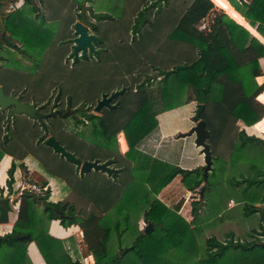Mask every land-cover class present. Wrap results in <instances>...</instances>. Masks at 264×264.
<instances>
[{"label": "trees", "instance_id": "obj_1", "mask_svg": "<svg viewBox=\"0 0 264 264\" xmlns=\"http://www.w3.org/2000/svg\"><path fill=\"white\" fill-rule=\"evenodd\" d=\"M7 1L11 0H0V85L6 93L36 103L44 113L58 108L71 110V114L49 115L44 127L39 119L24 113H15L8 121L0 109V159L5 151L20 158L29 150L39 151L44 172L64 176V189L72 188L88 199L89 210L74 212V205L48 200V189L43 195L23 191L11 230L0 235V264H31L26 247L32 240L44 259L42 264H84L87 253L94 259L89 264H149L164 257L191 221L179 212L182 198L171 207L156 193L180 173L191 192L193 218L200 201L193 194L199 190L203 196L213 167L206 173L204 165L184 168L153 159L139 146L157 131L159 112L188 101L196 106L204 103L201 117L210 133L207 141L212 157H223L229 171L236 168L241 173L230 184L232 193L242 202L245 216L258 212L260 220L249 241L220 242L208 236L206 260L222 256L231 246L256 247L262 253L250 264H264V240L256 237L264 235V137L237 124L241 120L252 125L264 115V103L256 99L264 89V81L256 80L264 74V42L260 39L264 40V0H225L243 15L241 19L216 9L215 4L224 7L218 0H94L96 9L112 13L97 17L77 0H23L19 7L4 11ZM212 12V21L200 26ZM78 17L90 23L99 39L86 56L75 58L72 45ZM47 21L59 22L53 38ZM8 49L31 59L36 71L4 67L1 61L7 59L3 53ZM120 88L124 90L111 100L116 106L93 111L103 92ZM46 129L82 160L111 159L117 173L93 169L76 177L70 166L75 163L45 144ZM121 130L129 145L125 154L117 144ZM15 131L20 135H14ZM134 155L140 159L132 164ZM19 166L26 167L23 160L13 158L6 170L7 193L0 187V222L8 220L12 209L9 195L15 191L14 172ZM138 169L144 172L137 173ZM144 211L155 225L149 233L137 225ZM51 219H59L64 226L76 225L82 231L81 240L51 234ZM130 229L131 241L120 253L118 248L127 241L124 236Z\"/></svg>", "mask_w": 264, "mask_h": 264}, {"label": "rangeland", "instance_id": "obj_2", "mask_svg": "<svg viewBox=\"0 0 264 264\" xmlns=\"http://www.w3.org/2000/svg\"><path fill=\"white\" fill-rule=\"evenodd\" d=\"M156 1L157 0H151L152 3H155ZM215 5H216V9L222 10L220 5L218 4ZM227 9L229 12L233 11L231 7ZM226 13L229 14L228 12ZM213 15L214 12L210 13L203 20H201L200 26L208 25L212 21ZM254 30L256 32V29ZM33 65L36 64L34 63ZM43 66L45 67V62H43ZM31 69L33 70L32 72L36 71L35 66H33V68ZM38 75L41 74H36V77H38ZM195 109H196V103L192 102L190 104V101H188L180 105H174L172 108H170V110H168L169 112H166L165 114L164 112L161 113L159 115V119L161 121L166 116L171 120L170 122L172 124L178 123L179 125H184L188 123L190 120H192V115L194 114ZM4 113H6V111H4ZM14 133H15L14 135H20L18 134L20 132L15 131ZM13 139L14 141L17 140L16 137H14ZM188 139H190V136L188 137ZM178 143L179 144L177 145V147H181L182 142L180 141ZM13 144L15 145V143L13 142L11 146H13ZM160 149H161L160 151L162 152L166 148L161 146ZM215 156L216 155L214 154L212 157L213 171H211L208 174L207 186L203 196L200 197L198 193L199 190H196V193L193 194L194 195L193 197L200 198V201L198 203L199 204L198 214L194 215L193 218H192V214L189 213L191 209V199L190 198L187 199V195L185 194V191L177 192L174 191L175 189L172 188L171 190H169V192L163 194L162 199L166 202L168 201V203H172V206L179 199L182 198L183 200L181 206L186 203L183 211L186 214V216L188 215V218L191 222H189L188 226H184V230H183L184 236L181 239L178 238L177 241H174L173 244L169 245L170 247L164 253L166 255L164 257H161L160 259L158 258L159 260L154 262L153 264H238L237 263L238 261L240 262L246 261L247 264H250V262H252L254 258L259 257L258 253L260 252L262 253V250L256 247L243 249L241 247L235 248L231 246L225 250L222 256H219L218 258H214L209 261L206 260L208 255L206 249V240L208 236H213L214 238H217L218 241L220 242H224L225 240L229 241L231 239H233L234 241L235 240L249 241L253 238V236L251 235V232L253 231L252 229L253 228L258 229L259 228L258 224L260 222V220L258 219L259 214L255 212H252L246 216L243 215L245 216L244 218L242 217L243 219H239L238 216H236L238 220L230 219L232 218L231 214L232 215L233 213L235 214L239 208L243 210L242 209L243 204L240 203V201H236L237 203L233 207L229 205L230 198H234L235 200H237V197L232 193L230 184L232 181L242 176L240 175L241 173H236L237 171L236 168L229 171L227 166L225 165V162L223 161V157L219 156V158H217ZM59 157H61V155ZM23 161L26 167L23 168L19 166L20 171H18L17 173H21V175L18 177V180L20 181L21 184L17 187L14 186L16 191L23 192L26 190H31L32 192H37L38 194L43 195L46 193V190L48 189L49 191L48 200L53 202L57 200L65 201L67 206H69V204L74 205V212H80V211L87 212L89 210V208H87L89 205L87 199L80 197L73 190H67L65 192L60 187L59 189L58 188L55 189L54 187L53 189H51L47 183L48 180L46 182V180H44L45 177L38 175V172L35 171L31 172L26 160ZM40 170L44 171L42 169ZM56 171L58 173L61 172L59 170ZM44 174L46 175V173ZM43 181L46 182V185H41ZM14 199L16 198L10 197V200H14ZM130 204L135 205V203H130ZM66 209L68 212L69 207H66ZM41 211L42 208L39 207V212ZM237 213L240 214L239 211ZM141 217L142 215H139V218ZM131 221L133 226L135 222V218H132ZM75 227L78 230L77 226ZM66 228L67 226L53 222L50 230L52 231V234L54 233L55 235L56 234L59 235L63 233ZM131 228L133 229V227ZM132 229H130V231L126 233V235L124 236L125 238H127V241L125 242L124 245H122V247L123 246L127 247L129 245L131 241L130 235L132 234L131 233ZM78 233L79 235H81L80 231ZM256 237L258 239L264 240V235L262 234H257ZM218 246L214 249L219 248ZM35 247L32 246L30 248V251H32V248ZM84 247H85L84 245H81L80 250L84 251L85 249ZM112 247L114 249L117 248L116 244L114 243ZM118 250L120 251V248H118ZM39 254H40L39 257L43 259L41 253ZM35 259L36 260L33 261L32 258H29L31 264H40V260L37 257H35ZM82 260L83 263L86 264L87 261L86 257H83Z\"/></svg>", "mask_w": 264, "mask_h": 264}, {"label": "crops", "instance_id": "obj_3", "mask_svg": "<svg viewBox=\"0 0 264 264\" xmlns=\"http://www.w3.org/2000/svg\"><path fill=\"white\" fill-rule=\"evenodd\" d=\"M5 1V0H4ZM77 1H80V2H83L84 4V7L87 11V13L93 15V16H100V15H106V16H112V13L107 11V10H98L96 9L94 6H93V1L94 0H77ZM219 4L225 6V10L235 19H241L243 18L242 14L237 11L231 4H229L227 1L225 0H218ZM23 3V0H11V1H7L6 2V5H5V8H4V11H8V10H11L15 7H19L20 5H22ZM231 7V9H233L232 12H229L227 8ZM95 19V18H93ZM76 21H81L83 22L84 24H86L90 31H92L91 29V25L88 21L86 20H82L81 18H77ZM47 25L52 27V38L54 37L55 34H57V30H58V25H59V22L57 21H47ZM253 27V26H252ZM71 28V27H70ZM132 32V27L130 29V33ZM69 30H68V36H69ZM51 38V39H52ZM96 43V42H95ZM94 43V45H95ZM4 56L7 57L6 60H2V65L4 67H8V68H11V69H14V70H18V72H24V73H29V72H32L33 70L31 68H33V62L31 59H28L27 57L23 56L22 54L18 53L17 51L13 50V49H8L7 51H4ZM264 58H261V64H262V67H263V70H264ZM30 67V68H29ZM256 80L257 82L261 83L264 81V74L263 75H259L256 77ZM261 93V96H260V99L259 97H257L258 94ZM256 95V99H258L259 101L261 100L263 103H264V89ZM263 93V94H262ZM192 102H190L191 104ZM168 110L170 109H167V110H164L162 112H159L157 114V120H158V129L157 131H153L150 135V137H147L146 139H144L141 143H140V146H139V150L142 151V153H145V154H149L153 159H158L160 161H165V162H168V163H172V164H176V165H180L181 167H184V168H193V167H196V166H202L204 165L205 161H204V153L202 152V147L200 145H197L194 141L195 139V134L192 133V134H189V135H185V136H180L178 133L179 132H184V131H187L193 124H194V121L193 120H190L188 123L184 124V125H179L178 123L177 124H172L170 121V119L168 117H164L161 121L159 119V115L161 113L164 112V114L166 112H169ZM264 115L262 116V118L257 121L256 123L252 124V125H245L241 120H238L237 121V124L240 126V128L242 126H244V128L246 129V131L248 133H252V134H255L259 137H264ZM168 121V122H167ZM125 134V133H124ZM190 136V139H188V137ZM117 140L119 142V139L117 137ZM182 142V146L181 147H177V145L179 144L178 142ZM118 144V149L119 151L122 153V154H125L128 149H129V145L128 143H126V147H124L123 149H121L119 143ZM122 144L124 145L125 143L122 142ZM161 146L165 147L166 149H164L162 152L160 151L161 149ZM34 147L36 148V144H34ZM15 158L17 160H26L29 168H30V171L33 172H38V175H41L43 177H45L44 180H48V185L51 189H53V187L55 189H59V187L63 190V191H67L66 189H64V184H67L66 180H65V177L61 174L59 175H55V176H49V175H45L44 171H41L40 169L43 170V168L41 167V158H40V154H39V151L37 150H29L28 152H26V154L24 156H22L21 158L20 157H17V154H13L12 152L9 153V152H4L3 153V156L1 157L0 159V187H3L4 188V191L3 193L6 194L7 193V186H6V178H7V168L9 167L10 165V162L12 161V159ZM140 159V157L134 155L133 157H130V161L132 164H134V161L138 162V160ZM225 160L228 159V157H224ZM40 168H38V167ZM72 166V171L73 173H76V177H82L83 174H89L91 172H93L94 170L91 169L90 171L86 172V173H79V169L77 168V165L76 164H72L70 165ZM20 168L17 167L15 169V172H14V178H15V181L13 183V187H17L19 186L21 183L20 181L18 180V177L21 175V173H17ZM146 170V169H145ZM144 172L142 169H138L136 170L137 173H141ZM104 172V171H102ZM146 172V171H145ZM55 173H58L57 171H55ZM107 174V172H104ZM181 177L182 175L180 173L176 174L174 176V178L168 182L165 186H163L157 193V197L161 198L162 199V196L163 194H166L167 192H169V190H171L172 188L175 189L174 191H185V194L187 195V199H191L190 195H191V192L189 190L186 189V187L183 185L182 181H181ZM43 180V179H42ZM51 183H50V182ZM23 185V184H22ZM21 185V187H22ZM15 190V188H14ZM70 190H73L77 195H79L74 189L70 188ZM22 192H18V191H14V193H12L11 195H9V199L10 197H13V198H16L14 200H11L12 202V209L10 210L9 214H8V220L6 222H0V235L4 234L5 232H8L11 230L16 218H17V214H18V209H19V199H20V194ZM80 196V195H79ZM82 197V196H80ZM84 198V197H82ZM86 199V198H84ZM88 200V199H87ZM15 203H14V202ZM162 201L167 205V206H172V203H168V201H164L162 199ZM237 200H235L234 198H230L229 200V205L231 207L235 206L236 205V202ZM242 203V202H240ZM185 204H183L182 206H180L179 208V212L184 216H186V214L184 213V208H185ZM264 206V204H263ZM239 211L240 214H238L237 212ZM238 211L233 215L231 214V217L230 219H233V220H238L239 219H243L245 216H243L244 214L242 213V210L239 208ZM188 213V211H187ZM255 213H258V212H255ZM259 214V213H258ZM184 216V217H185ZM238 216V218L236 217ZM243 217V218H242ZM188 221L189 218H188V215L185 217ZM259 219V218H258ZM53 222H56L58 224H61L59 219H51L50 222H49V226H48V229H49V232L52 234V231L50 230L51 229V226L53 224ZM137 225L139 228H142L143 229V226H144V222H143V215L141 218H139L137 220ZM76 225L74 224H71V225H68L67 228L65 229V231L59 235H55L53 233V235L55 236H58V237H61V238H67L71 235H74L75 238L77 239V241H80L81 240V235H82V231L78 228V230L81 232V235H79V231L76 229L75 227ZM74 230V231H72ZM36 243L32 240L30 242H28L27 244V247H26V250H27V254L29 256V258H32V260H36L35 257H37L39 260H40V264H42L44 261V259L40 258V252L38 250V247L36 245ZM79 245V248L81 249V245H83L81 242L78 244ZM34 246L35 248H32V251H30V248ZM83 257H86V264H89V263H92L94 261L93 259V256L91 254H84ZM31 260V259H30ZM153 264V263H152Z\"/></svg>", "mask_w": 264, "mask_h": 264}, {"label": "water", "instance_id": "obj_4", "mask_svg": "<svg viewBox=\"0 0 264 264\" xmlns=\"http://www.w3.org/2000/svg\"><path fill=\"white\" fill-rule=\"evenodd\" d=\"M221 8L222 11L224 12L226 11L223 7ZM237 22L245 26L247 29H249L243 23L239 21ZM74 31H75V36L73 38L72 55L75 58L78 57L79 55L86 56L88 51H92L94 49V43L97 42L99 38L94 32L90 31L89 27L86 24H84L81 21H75ZM255 35L259 37L257 34ZM260 39L264 42L262 38ZM123 90L124 88H120L110 93L103 92L101 96L97 99L95 105L93 106V111L96 113H100L102 111L103 106H107V107L116 106V103H112L111 100L114 97H116L118 94H120ZM203 108H204V103L199 102L196 106L194 114L192 115V120L194 121V124L187 131L179 132L178 134L180 136H185L192 133L195 134L194 141L197 145H200L202 147V152L204 153V161H205L204 173H206L207 171L210 170L212 165V152H211L210 144L207 141L210 133L208 128L206 127L205 120L201 117V112ZM0 109L2 111H6V118L8 121L10 120L13 114L24 113L32 118L39 119L44 127H46L44 118H46L49 115L54 116L56 114H59L62 116H66L71 114V110L62 111L61 109L58 108H55L50 112L44 113L39 109L36 103L22 100L19 95L13 92L9 94L6 93L2 85H0ZM117 137L119 139V145L121 149L126 147V143L128 142L123 130L117 133ZM121 140L124 141L125 143L124 145L122 144ZM44 142L45 144L51 146L54 151L64 156L67 160L75 163L79 168V173L81 174L86 173L91 169L101 170L112 175H115L117 173V168L112 166L113 162L111 159L105 161H99L98 159L82 160L79 157H77L74 153L67 150L65 146L62 145L54 135L48 132L47 129L45 130ZM143 222H144L143 231L145 233H149L155 226L152 220H150L147 217L146 211H144L143 213ZM22 236H26V234ZM126 248H127L126 246L121 247L120 253H123L126 250Z\"/></svg>", "mask_w": 264, "mask_h": 264}, {"label": "bare ground", "instance_id": "obj_5", "mask_svg": "<svg viewBox=\"0 0 264 264\" xmlns=\"http://www.w3.org/2000/svg\"><path fill=\"white\" fill-rule=\"evenodd\" d=\"M224 9H225V6L223 7ZM250 29V28H249ZM251 30V29H250ZM253 33V32H252ZM122 141V140H121ZM122 142H124V141H122Z\"/></svg>", "mask_w": 264, "mask_h": 264}]
</instances>
